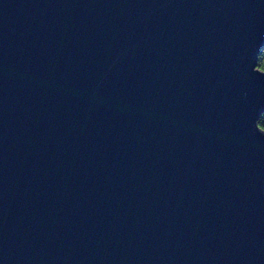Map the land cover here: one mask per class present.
<instances>
[{
	"label": "water",
	"instance_id": "1",
	"mask_svg": "<svg viewBox=\"0 0 264 264\" xmlns=\"http://www.w3.org/2000/svg\"><path fill=\"white\" fill-rule=\"evenodd\" d=\"M264 0H0V264H264Z\"/></svg>",
	"mask_w": 264,
	"mask_h": 264
},
{
	"label": "trees",
	"instance_id": "2",
	"mask_svg": "<svg viewBox=\"0 0 264 264\" xmlns=\"http://www.w3.org/2000/svg\"><path fill=\"white\" fill-rule=\"evenodd\" d=\"M258 67H260L261 69L264 70V47L263 49L260 51L259 54V58H258ZM259 126L261 127V129L264 130V112L261 114V117L259 119Z\"/></svg>",
	"mask_w": 264,
	"mask_h": 264
}]
</instances>
